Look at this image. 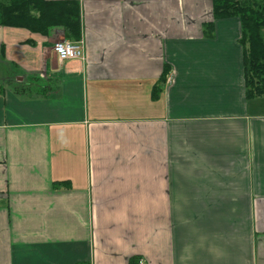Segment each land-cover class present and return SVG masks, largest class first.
Segmentation results:
<instances>
[{
	"label": "crops",
	"instance_id": "1",
	"mask_svg": "<svg viewBox=\"0 0 264 264\" xmlns=\"http://www.w3.org/2000/svg\"><path fill=\"white\" fill-rule=\"evenodd\" d=\"M43 1L76 3L79 34L0 26V264H264L238 20L206 38L208 0ZM62 40L82 60L57 63Z\"/></svg>",
	"mask_w": 264,
	"mask_h": 264
},
{
	"label": "trees",
	"instance_id": "2",
	"mask_svg": "<svg viewBox=\"0 0 264 264\" xmlns=\"http://www.w3.org/2000/svg\"><path fill=\"white\" fill-rule=\"evenodd\" d=\"M10 15L4 18V13H0V26L10 27L14 24L12 16L17 13L23 16L19 19V26L32 29L42 33L51 27L62 28L67 39H78L79 29V8L76 3H46L41 4L34 0H18ZM211 2L210 15L212 21L201 26L206 38L211 37L212 23L218 20L236 19L240 29L238 43L242 52V78L245 99L264 97V0H208ZM22 5H26L20 9ZM17 7L19 10H17ZM26 12H23V9ZM34 13L31 16L30 13ZM24 13V14H23ZM160 77L156 80L151 94L155 98L162 86L169 69L162 67ZM128 264H138L136 259H128Z\"/></svg>",
	"mask_w": 264,
	"mask_h": 264
},
{
	"label": "built area",
	"instance_id": "3",
	"mask_svg": "<svg viewBox=\"0 0 264 264\" xmlns=\"http://www.w3.org/2000/svg\"><path fill=\"white\" fill-rule=\"evenodd\" d=\"M51 51L57 63L62 64L68 61L82 60L83 46L80 42L57 41L51 45ZM169 83L168 79L165 80ZM138 264H140L138 262Z\"/></svg>",
	"mask_w": 264,
	"mask_h": 264
}]
</instances>
